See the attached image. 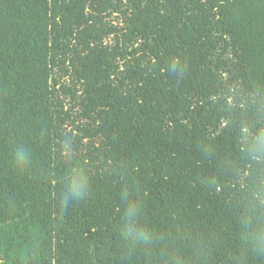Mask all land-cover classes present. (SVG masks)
<instances>
[{
  "label": "trees",
  "instance_id": "16d2710c",
  "mask_svg": "<svg viewBox=\"0 0 264 264\" xmlns=\"http://www.w3.org/2000/svg\"><path fill=\"white\" fill-rule=\"evenodd\" d=\"M262 125L264 0H0V264H264Z\"/></svg>",
  "mask_w": 264,
  "mask_h": 264
},
{
  "label": "clouds",
  "instance_id": "9594fccd",
  "mask_svg": "<svg viewBox=\"0 0 264 264\" xmlns=\"http://www.w3.org/2000/svg\"><path fill=\"white\" fill-rule=\"evenodd\" d=\"M167 70L174 75H180L184 71V64L179 57L173 56L168 63ZM241 137L246 138L244 147L241 149L246 158L254 165L264 164V125L256 129L254 136H251L245 128L241 132ZM12 160L17 168H23L30 162V154L27 149L19 147L14 151ZM62 187L61 198L58 200L60 210L67 209L72 203L83 200L89 194V179L84 167L78 165L67 173ZM122 200L125 203L124 210L127 220L135 221L139 212L136 201L130 198L127 191L122 193ZM244 215L254 217L256 247L264 249V188L257 186L253 189L252 202Z\"/></svg>",
  "mask_w": 264,
  "mask_h": 264
}]
</instances>
